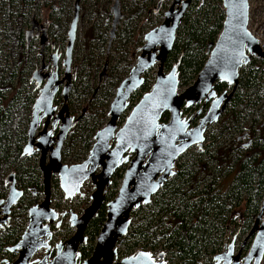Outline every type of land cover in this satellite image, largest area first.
I'll return each instance as SVG.
<instances>
[{"label":"water","instance_id":"95a60500","mask_svg":"<svg viewBox=\"0 0 264 264\" xmlns=\"http://www.w3.org/2000/svg\"><path fill=\"white\" fill-rule=\"evenodd\" d=\"M161 2L162 0L158 1L155 10L160 7ZM191 2L192 0H172L163 12L162 21L144 33V42L138 46L140 52L136 61L127 76L116 87L109 104L108 119L95 132L94 142L82 162L70 165L62 163L60 146H56L55 151L49 154V169L45 171L42 165L45 148L42 150L40 165L44 170V198L29 207V220L22 237L10 248L18 252L17 258L13 261L6 260L4 264H33L35 261L37 263L34 264H80L75 256L80 255L77 245L80 241H87L85 228L105 200V192L111 182L110 176L123 163H127V166L123 171L117 193L106 202V218L95 238L90 256L83 258L81 264H176L167 260L164 250L154 255L151 250L139 248L118 258L116 246L128 233L132 209L151 201L165 180L174 174L179 155L194 143L203 148L206 125L217 119L232 96L239 81L240 68L248 63L251 56L262 58L264 63V50L259 39L248 28L249 0H221L224 12L221 30L215 41L208 43L207 58L192 82L179 89L180 56L168 70L165 68V61ZM79 13L80 0H74L63 59L66 67V87L70 86L67 67L71 63ZM117 21L118 14L115 13L111 23V35L115 32ZM47 27L48 23L43 25V32L40 35V51L48 38ZM154 64L157 67L156 74L149 90L143 92L128 110L131 94L143 84L145 72ZM53 66H56L55 62L51 69ZM43 67H47V63L44 64L42 61L32 72V76ZM46 75L52 76L56 83L52 84L48 79L35 99L28 130L29 140L24 145L23 153L31 151V132L35 129V118L40 105L51 102L57 84L61 81L57 78V70L43 73L42 77ZM215 81L227 82L232 88L229 92L223 90L217 94L214 88ZM212 97L208 110L201 117L199 124L187 130L189 119L181 117L182 106H190L201 100L206 103ZM62 109H66V103ZM127 110L124 121L119 126L118 120ZM165 112L169 113L167 122L161 120ZM59 134L64 137L66 132L61 129ZM39 145L37 143V147H40ZM126 151L133 153L132 156L124 155ZM97 166H101L99 173H95ZM50 170L59 172V184L65 197L71 198L80 192L81 185L87 178L91 179L95 189L90 194L91 201L82 214L77 217L72 212L71 225H74L76 230L71 237L56 244V254L49 261L47 260L49 252L41 259L30 260L39 247L48 246V242L40 236L47 237L51 233L50 223L58 216V212L49 206ZM21 193L22 190L15 186V179L11 177L3 213L10 211ZM2 220L3 218H0V222ZM44 220L48 222L44 223ZM252 233H254L252 241L247 251L242 254L246 239ZM235 239L236 235L229 242L225 240L222 249L213 254L214 264H260L264 254V193L248 235L236 250ZM198 264L203 262L198 260Z\"/></svg>","mask_w":264,"mask_h":264},{"label":"trees","instance_id":"16d2710c","mask_svg":"<svg viewBox=\"0 0 264 264\" xmlns=\"http://www.w3.org/2000/svg\"><path fill=\"white\" fill-rule=\"evenodd\" d=\"M0 1L5 4L4 16L8 21L0 26V57L3 55L1 50L5 49L3 47H7L5 66L0 65V196H2L6 189L3 175L11 168L23 174L25 179L28 175V181L21 177V185L39 186L35 166L26 164L25 159L19 157L25 141L29 107L34 96L29 74L37 59L34 52L39 50V44L37 47L33 38L28 40V28L26 30L24 28L29 21L26 10L31 0ZM220 1L215 0L218 4L208 7L207 2L194 0L184 14L178 28L179 36L175 38L165 61V68L168 70L180 56L178 66V70L182 72L179 76L180 85L192 82L207 58L204 49L209 42L215 41L221 30L224 12ZM40 7L46 8L52 17L51 25L55 27L54 34L58 39L65 25L61 19L65 7L63 4L60 5L59 0H47ZM135 8L134 5L130 11L131 15L136 11ZM127 27L128 25L118 28L115 34L116 38L122 40V45L130 38ZM92 31L93 27L87 37L96 38L97 36H92ZM132 64L133 62L129 66ZM110 68L105 82L97 93L90 96L89 105L87 104L84 124L81 126L83 150L88 151L92 135L107 120L108 116L105 117L104 114H107L115 88L124 75L113 74L114 65ZM261 72H264V68L255 57L241 68V87L235 92L228 113L231 119H237V116L248 119L253 115L256 119L259 116L257 105L264 96ZM150 86L151 82L145 77L143 84L132 93L131 100L137 101ZM167 115L165 112L161 120H165ZM226 125L229 127L228 122H225L224 127ZM243 148L244 150H241L239 146H234L230 151L228 148L209 146L206 150L180 154L184 160L176 163L174 174L165 180L151 201L132 209L131 218L135 215L136 221L131 222L128 233L121 241L124 250L133 253L135 248L155 251L160 247L170 255L168 260L177 259L178 261L175 260L177 264H197L200 257L211 260L213 254L221 248L217 237L222 235L225 223L233 220L230 215L235 214L236 206L241 203L244 205V215L247 216L246 230L263 194L264 134L257 135L252 146ZM122 173L123 167H118L114 171L105 200L114 196ZM220 176L222 178H219ZM28 189V195H31L30 188ZM28 195L23 197L21 204L17 206L19 208L16 210L18 216L15 225L0 232V247L14 240L17 228L23 225L24 209L30 200ZM105 217L106 208L102 204L97 214L87 224L89 242L81 246L82 258L89 256Z\"/></svg>","mask_w":264,"mask_h":264},{"label":"rangeland","instance_id":"374dc122","mask_svg":"<svg viewBox=\"0 0 264 264\" xmlns=\"http://www.w3.org/2000/svg\"><path fill=\"white\" fill-rule=\"evenodd\" d=\"M47 0H31L29 3V7H27L26 13L28 18V23L25 25V30L28 28V40L33 38L35 41V44L38 47V44L40 42V34L41 29H38L35 25L39 23V27H43L44 24L48 23L49 27H47L48 32V38L45 42V47L43 49V54L39 53V50H35L34 54H36L37 59L36 62L39 64L41 58L43 57L44 60H46L49 57V54L51 52H56L60 54V60L59 63V71L61 72L63 69V65L61 64V59L64 56V50H65V44H66V38H67V28L69 26V23L71 22V18L73 16V10H74V0H59L60 5L65 7L64 16L62 15V21L65 23L63 26V29L61 30V33L59 34L58 39L56 38V35L54 34L55 27L51 25L52 23V17L50 16L48 10L46 8H41L40 6L44 4ZM158 0H80V13H79V19L77 23L76 28V40L73 44V53H72V60H71V66L72 70L74 71L75 67V73L72 75L71 81H79L81 78V66H83V73H84V80L82 81V86L85 88V93L81 94V99L79 100L80 108L87 107L89 104L90 96L92 95V88L94 86L98 87V90L100 86L105 82L103 81V77L101 79V74L103 72H109L111 70L110 66L114 65L113 74H118L119 76L126 74L129 65L136 61L137 55L140 52V49L138 46L142 45L144 42V33L149 30L150 28L154 27L155 25H158L163 17H164V10L168 7V5L172 2V0H162L161 5L156 10H151V12L146 16V10L145 11H138V7H141L142 3H147L149 6L156 5ZM194 1V0H192ZM196 2H199L201 0H195ZM201 2H207L208 7L209 6H216L215 4H218V2H215V0H202ZM191 4V3H190ZM221 4V1H220ZM249 28L253 30L255 34H262L263 40H264V0H249ZM136 5L135 12L133 15H130V6ZM119 7L120 11L123 13L121 18L119 19V23L117 24L118 28H123L128 25L127 30L129 33L130 38L122 45V40L116 38L115 36L109 40V32L111 27L112 19L115 16L114 10L115 8ZM195 8V7H194ZM188 9V8H187ZM192 11V9H191ZM5 4H2L0 1V26L3 24H6L8 21H6L5 16ZM34 21V23H33ZM49 21V22H48ZM181 24V23H180ZM180 26V25H179ZM93 27L92 36H97L96 38H90L87 37V35L90 34L91 28ZM179 28V27H178ZM179 29H177L176 37L179 36ZM178 35V36H177ZM122 45V46H121ZM123 47V48H122ZM7 49V47H3ZM2 49V57H0V65L5 66V53L6 50ZM125 49V50H124ZM206 49H204L205 53ZM43 55V56H42ZM207 57V54L205 53V58ZM258 59V62L260 64H263L262 59L255 57ZM99 60V61H96ZM8 61V60H7ZM175 63V62H173ZM23 62L21 63V65ZM20 65V66H21ZM105 65V68L103 69ZM19 66V68H20ZM264 66V65H263ZM34 67V66H33ZM156 64H154L152 67H150L144 74L145 77L149 79V81L152 82L155 79L156 74ZM167 70V68H166ZM179 76H181L182 72L179 70ZM30 76V74H29ZM261 83L264 86V72H261L260 75ZM31 83V82H30ZM81 85V81L79 82ZM114 86V85H113ZM113 86L111 88H113ZM185 86V84H182L179 86V89H182V87ZM34 83L32 84V90L33 95L37 94V89H33ZM97 90V91H98ZM136 101L130 99V103L127 109H130V107L135 103ZM88 104V105H87ZM108 105V104H107ZM229 105V102L227 103ZM232 105V104H231ZM230 107L226 110V112L223 113L224 119L230 123L228 132L232 131L231 134L225 133L219 138V140L216 143L220 142L221 146H212V148L218 147V148H228L230 151L233 149L234 146H228V139L232 135H235L239 131L249 130L251 133H253L254 130L258 127V122L261 118L264 116V96L260 99L257 106H259V110L257 115V119L254 118V115L252 118L248 119H241L240 117L237 119H232L229 117ZM72 106L77 107V102L73 104ZM228 107V106H227ZM80 108H74L75 110H79ZM128 110L124 113V116L127 114ZM104 116L106 117L107 114L105 113ZM108 119V117H107ZM222 119V120H224ZM239 119V122H237ZM124 117H120L118 120V123L123 122ZM233 123V124H232ZM222 122L219 120L216 124H212L211 128L207 130V139H205L207 142H209V139L211 135L214 134L216 129L220 128V125ZM257 134V132L255 131ZM210 135V136H209ZM241 150H244L243 146H239ZM206 148H209V146H203V149H199L197 146H190L188 147L184 152H193L197 150H206ZM211 148V147H210ZM88 153L87 150H81V153L79 154V157H82L84 154ZM182 154V153H181ZM200 156V154H197ZM183 156H179L176 160V163L179 161H182ZM223 169V168H222ZM225 173V172H222ZM221 175V174H220ZM223 175V174H222ZM219 178H222L221 176ZM94 188V184L91 182L90 179H87L82 187L81 190L84 191L82 195L76 194L72 198H64L63 195L61 197L60 192L62 193L59 185H53L51 190L55 192L51 196V206H53L56 210L59 212L67 211L69 209L81 213L86 207V205L89 202V192L92 191ZM264 193V190H263ZM263 196V194H262ZM262 201V197L260 198V201L258 203V209L260 206V203ZM257 209V211H258ZM244 205L241 203V205H237L235 208V214H231V220L230 222L227 221L225 223V227L222 230V235L217 237V240H220L221 248L217 251H220L223 247V243L225 240L228 242L231 240V238L236 235L235 239V250L239 247L242 240L248 235V232L253 224V221L256 217L257 211L253 214V217L250 219V225L245 230V225L247 224V216L244 215ZM243 212V213H242ZM60 222L58 225L53 224V236L50 239V243L53 244L54 241H57L59 239H63L64 237L68 236L69 234H72L73 227L69 225L68 221V214L59 215ZM136 221V216H132L131 222ZM254 236V233L250 234L248 238L246 239V242L242 249V254H244ZM138 248V247H137ZM210 248V247H209ZM148 249V248H144ZM117 250V256L122 257L125 255H128L132 252H126L124 250V245L120 242L116 246ZM137 249L135 248L134 251ZM149 250V249H148ZM162 250L160 247H158L155 251ZM216 251V252H217ZM44 250H41V253H43ZM154 252V251H152ZM170 255L166 252V258L169 259ZM81 259L82 256H81ZM172 263H176L178 261L177 259L172 258ZM170 260V259H169ZM176 260V261H175ZM203 264H214L213 258L211 260L204 259V257H200V259ZM170 262V261H169ZM177 264V263H176ZM198 264V263H197ZM260 264H264V254L261 259Z\"/></svg>","mask_w":264,"mask_h":264},{"label":"flooded vegetation","instance_id":"af4514ba","mask_svg":"<svg viewBox=\"0 0 264 264\" xmlns=\"http://www.w3.org/2000/svg\"><path fill=\"white\" fill-rule=\"evenodd\" d=\"M158 1H157L156 5L158 4ZM156 5H154L152 7V6L147 5V3H142L141 7L140 8L138 7V11H145L146 10V16H147L151 12L152 9L155 10ZM135 7H137V6L135 5ZM114 10H116L114 12H116L118 14V21L116 22L115 32L112 35H111V27H110L109 40L111 38H113L115 36V34H117V32H118L117 24L119 23V21H120L119 19L123 15V13L120 11L119 7L115 8ZM129 10L132 11V6L129 7ZM130 15H131V12H130ZM35 26L38 29L42 28L41 29V33L43 32V27L42 26L39 27V23H37ZM48 27H49V25H48ZM47 35H48V32H47ZM66 42H67V38H66ZM65 46H66V44H65ZM44 47H45V43L43 44V48L40 51V42H39V53L40 54H43L42 51H43ZM53 53H55V54H53ZM72 53H73V50H72ZM253 57H257V56H251L250 60L253 59ZM64 58H65V50H64V56L61 59V64L63 65V69H62L61 72L59 71V63H58V61L60 60V54L56 53V52H51L49 54V57L46 60H44V58L42 57L40 62H39V64H37V62L35 61L34 67L32 68V70L30 72L29 81L31 82V84L34 83L33 89L34 90L37 89V94H36V96L34 94L33 99L31 101V104H30V107H29V112H28L29 118H28V121H27L26 126H25V141L23 143V146L21 147V151H20L19 157H20V159H25V163L26 164L30 163L31 165L35 166V168L37 169L36 170V176H37V180H38L39 186L34 185V184H29L28 186L21 185L20 184L21 177L25 181H28L29 177L27 175V179H25L24 175L20 174L14 168L9 169L3 175V183L5 184L6 189H5L4 194L2 196H0V198L2 199L0 201V218H3V220L0 222V232L1 231H6L7 229H10L17 222V217L16 216H18V214H16V210L19 208V207L17 208V206L21 204L22 198L29 194L28 193V190H29L28 188H30L31 195H28V197H30L29 205L24 209L23 218L21 217L22 220H23V225L19 229L17 228V231L15 232L14 237H13L14 240L6 242L4 245H2V247H0V264H4V262L6 260L7 261H13L15 258H17V253L18 252H16L15 250H12L10 248L12 246H14V244H16L22 237V233L24 232V230L26 228V225L28 223V220H29V211H28L29 207L34 205V204H36V203H38V202H40L44 198V172L43 171L44 170L48 171V169H49V166H48V162L50 160L49 154H51L53 151H55V147L56 146H60L59 153L61 155V162L64 163V164L70 165V164H73V163L82 162L87 157V155L89 153V149L90 148L87 151L88 153L84 154L82 157H79V154L81 153V150H83L82 147H81L82 144H83V143L81 144V126L84 124V118H85L84 116H85V112H86V108H87V107L80 108L81 106L79 104V102H80L79 100L81 99V94L85 93V88H84V86H82V81L84 80V73L82 72L83 71V66H81V78H80V80L79 81H76V80L75 81H71L72 75L75 73V67H74V71H73L71 63H69V66L67 67L68 68L67 69V74H68V76L70 78L69 79L70 86L66 87L67 78H66V73H65L66 67L63 64V59ZM257 58H260V57H257ZM260 59H262V58H260ZM71 60H72V57H71ZM42 61H43L44 64L47 63V67H43L40 72L35 73L32 76V72L36 68H38L40 66ZM96 61H99V60H96ZM54 62L56 64V66H53V68L51 69V66H52V64H54ZM262 62H263V59H262ZM263 65H264V63L262 64V67L264 68ZM131 66L129 67L127 72H129ZM104 68H105V65H104L103 69ZM241 68H240V72H239V81H238V83L236 85V88L233 91L232 96L226 102L225 107L223 108L221 113L218 115L217 119L213 120L210 123H207V125H206V128H205L204 133H203L204 134L203 146H205V144H206V146H221L220 142L216 143L219 140V138H221V136L223 134H225L226 132L229 133V134L232 133V131H230V132L227 131L229 129V127L227 125H226V127H224L225 126V122H227V121L224 119L223 113L226 112V110L230 107L231 102H232V98L234 97L235 92L241 87V82H240ZM51 70H57V78L60 79L61 81L57 84V89H56V92H55L51 102L47 103V104L42 103L40 105V107H39V109L37 111V117L35 118V127H34L35 129L31 132V137H32V148H30L31 151L23 153V150H24V147H25L24 145L29 140L28 130H29L30 122L32 120L35 99L38 96V93H39L41 87L44 85V83L48 79H50L52 84L56 83L52 76L46 75V76L42 77L43 73H46V72L51 71ZM126 74H128V73H126ZM126 74L123 75L122 79L125 77ZM107 76H108V73L102 71V74H101V79L103 77V81L102 82H104L106 80ZM122 79H120V81ZM80 81H81V85L79 83ZM214 88L217 91V94H219L223 90H227L229 92L231 90V88H232V85H229L227 82H223V81L222 82L221 81H215ZM97 90H98V87L94 86L92 88V95L91 96H93L95 93H97ZM115 91H116V88H115ZM65 96H66V98H65ZM130 99H131V96H130ZM212 99H213V97L210 100H208L206 103H204L203 100H201V101H199L197 103H193L190 106H185V105L182 106L183 112H182L181 117L189 119V123L186 126L187 130L189 128H194L195 126H197L199 124L201 117H203V115L208 110V107H209L210 102H211ZM111 100H110V102H111ZM76 102H77V107L72 106ZM110 102H109V104H110ZM228 102H229V105H227ZM64 103H66V109L65 110L62 109ZM74 108H80V109L79 110H75ZM108 109H109V107H108ZM70 116L72 118H70ZM107 116H108V110H107ZM168 119H169V113L167 115V118L165 120H163V121L167 122ZM222 119H224V120H222ZM219 120L222 122V124L220 125V128L216 129L214 134L211 135L212 137H210L211 140L209 139V142H207L205 140V139H207V136H208L206 134L207 130L209 128H211L212 124H216ZM232 122H234V121L232 120ZM237 122H239V119H238ZM122 123L123 122L119 123V126ZM228 124L230 126V123H228ZM119 126H117V128ZM61 129L65 130V132H66V135L64 137H61L60 134H59ZM255 131L257 132V134L255 133ZM95 132H94V134H95ZM261 133L264 134V116H263V118H261L259 120L258 127H257L256 130L253 131V133H251L249 130L247 131V130H244V129L242 131H239L235 135H232L230 137V139H228V141H229L228 142V146H243V147L244 146H252L256 136L257 135L259 136ZM94 134L92 135V142H91L90 146H92V144L94 142ZM58 142H59V144H58ZM37 143L40 144L39 145L40 147H37ZM190 146H197L198 147V145L195 144V143L190 145ZM44 148H45V159H44V162L42 164L43 168H44V170H43L41 165H40V162H41L42 150ZM199 149H203V148H199ZM27 150H28V148H27ZM126 154H129V157H131L133 153L126 151L124 155H126ZM126 166H127V163H123L119 167H123V171H124ZM100 171H101V166H97V168L95 169V173H99ZM113 173H112V175H113ZM112 175L110 176L111 182L109 183V186H108V188H107V190L105 192V197H106V193H107L108 189L110 188V186L112 184ZM122 175H123V173H122ZM11 177H13L15 179V186L18 189H21L22 193L18 197L17 201L14 204H12V206L10 208V211L8 213H3L2 210H5V205L4 204L6 203L5 199H6L7 195H8L9 186H10V183H11ZM121 178H122V176H121ZM121 178L119 179V184L116 187V192H115L114 196L117 193L118 187L120 185ZM87 179H89V178H87ZM87 179H85L83 181V183ZM83 183H82V185H83ZM53 185H59L60 186V184H59V172L58 171H51V173H50V203H49V206L52 207L54 210H56L53 206H51V196H52V192H53L51 190V188H52ZM82 185H81V187H82ZM60 189H61V187H60ZM94 189H95V186H94L93 190ZM61 191H62V193L60 192L61 197L63 195L64 198H70V197H65L64 191L62 189H61ZM92 191L89 192V197H90V194L92 193ZM54 193L55 192H53V194ZM83 193H84V191L80 190V192H78L76 194L82 195ZM114 196H112L108 200H104L103 204L105 205V208H106V202L111 200ZM90 201H91V198H89L88 204L90 203ZM98 210H97V212H98ZM56 211L58 212V216L55 218V220L53 222L50 223V227H49L51 233L48 234L47 237H45L43 235L40 236V237L44 238L45 241L48 242V246L39 247L34 252V254L30 258V260L41 259L42 257H44V255L46 253L49 252V254L47 256V260L49 261L56 254V244H58L59 242H62L64 240L68 239L69 237H71L73 235V233L75 232V230H76V227L74 225H71L72 212H74L77 215V217H79L82 214V212H83L82 211L81 213H77V212H75V211H73L71 209H69L67 211H62V212H59L58 210H56ZM66 213L68 214L69 225H71L74 228L73 231H72V234H69L68 236L64 237L63 239H59L57 241H54V243L51 244L50 243V239L53 236V230H52L53 226L52 225L53 224L58 225L59 222H60V218H58L59 215H64ZM96 214L97 213H95L94 215H96ZM43 222L47 223L48 220H44ZM84 233L87 236L86 228H85ZM88 242H89V239H88V236H87V241H83V242L80 241L78 243V245H77V251L80 252V255L77 256V254H76L75 256H76V261L77 262L79 261L80 264H81V260H82L81 259V256H82L81 246L83 244H85V243H88ZM94 243H95V241H94ZM94 243H93V246H94ZM42 249L44 250L43 253H41ZM91 251H92V249H91ZM90 254H91V252H90ZM90 254H89V256H90ZM34 263H37V262L35 261V262H33V264Z\"/></svg>","mask_w":264,"mask_h":264},{"label":"built area","instance_id":"2783aa9c","mask_svg":"<svg viewBox=\"0 0 264 264\" xmlns=\"http://www.w3.org/2000/svg\"><path fill=\"white\" fill-rule=\"evenodd\" d=\"M249 6H250V4H249ZM248 28H249V20H248ZM249 30L259 39V42H260V44H261V46H262V48H263V50H264V40H263V36H262V34H260V35H258V34H255L254 32H253V30H251L250 28H249ZM129 110V109H128ZM158 251H154L153 253H154V255H156V253H157ZM118 258H120V257H118ZM170 262H172V261H170Z\"/></svg>","mask_w":264,"mask_h":264}]
</instances>
